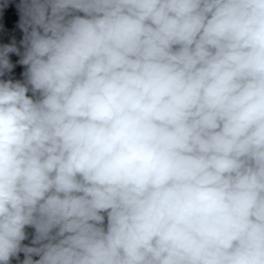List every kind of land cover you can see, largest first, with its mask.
Segmentation results:
<instances>
[{
	"label": "clouds",
	"instance_id": "clouds-1",
	"mask_svg": "<svg viewBox=\"0 0 264 264\" xmlns=\"http://www.w3.org/2000/svg\"><path fill=\"white\" fill-rule=\"evenodd\" d=\"M10 4L0 264H264V0Z\"/></svg>",
	"mask_w": 264,
	"mask_h": 264
},
{
	"label": "trees",
	"instance_id": "trees-1",
	"mask_svg": "<svg viewBox=\"0 0 264 264\" xmlns=\"http://www.w3.org/2000/svg\"><path fill=\"white\" fill-rule=\"evenodd\" d=\"M19 21V15L17 10L15 9L14 4H10L9 7L5 10H3L2 13H0V45L10 43L13 39L19 43V41L22 39L23 33L22 31L17 27ZM6 25L10 29L8 31L2 30V26ZM16 62H14L15 64ZM21 65L16 64V67L13 69V73H22ZM20 71V72H19ZM18 72V73H17ZM28 231V230H27ZM24 243H29L28 240L24 241ZM21 259H23V256L21 254ZM13 264H17L15 260L12 261Z\"/></svg>",
	"mask_w": 264,
	"mask_h": 264
},
{
	"label": "rangeland",
	"instance_id": "rangeland-1",
	"mask_svg": "<svg viewBox=\"0 0 264 264\" xmlns=\"http://www.w3.org/2000/svg\"><path fill=\"white\" fill-rule=\"evenodd\" d=\"M2 30H5V31H8L10 28L9 27H7L6 25H3L2 26V28H1ZM17 44H19V43H17ZM11 60H12V62L14 63V62H16L18 59H19V57L18 56H16V55H14V54H11ZM20 71H24V67L22 66L21 67V70ZM19 71V72H20ZM18 73V72H17ZM12 75L16 78V79H21L22 77H21V73H18V75L16 74V73H12ZM31 231H32V229H28V232L29 233H31ZM22 256H23V254H22ZM13 264V263H12Z\"/></svg>",
	"mask_w": 264,
	"mask_h": 264
}]
</instances>
